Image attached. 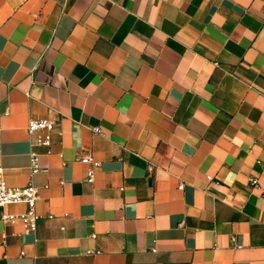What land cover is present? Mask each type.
I'll return each instance as SVG.
<instances>
[{
	"label": "crops",
	"instance_id": "0c3cea01",
	"mask_svg": "<svg viewBox=\"0 0 264 264\" xmlns=\"http://www.w3.org/2000/svg\"><path fill=\"white\" fill-rule=\"evenodd\" d=\"M0 168V264H264V0H0Z\"/></svg>",
	"mask_w": 264,
	"mask_h": 264
},
{
	"label": "built area",
	"instance_id": "2783aa9c",
	"mask_svg": "<svg viewBox=\"0 0 264 264\" xmlns=\"http://www.w3.org/2000/svg\"><path fill=\"white\" fill-rule=\"evenodd\" d=\"M55 125L48 120H30L28 124V132L30 136L37 135L36 142L38 145L50 146L51 132ZM81 162L85 165H93L94 162L90 156L81 158ZM30 164L32 174L39 171L38 155L34 152L30 154ZM151 169V168H149ZM94 176L93 168L87 172L86 182L92 183ZM250 186L257 187L258 180L251 178L249 180ZM183 186H180L182 189ZM39 200L38 190L32 184L25 187H9L5 181L4 169L0 168V208H5L9 205H25L26 210L20 214H1V220L6 224L20 223L24 228V234H33L37 229V223L41 216L37 213L36 206ZM51 219L52 216H49ZM95 237V236H93ZM23 254V253H21Z\"/></svg>",
	"mask_w": 264,
	"mask_h": 264
}]
</instances>
